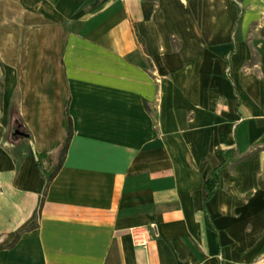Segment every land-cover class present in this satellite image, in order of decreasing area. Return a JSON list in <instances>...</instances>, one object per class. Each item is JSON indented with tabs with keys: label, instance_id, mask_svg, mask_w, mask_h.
Segmentation results:
<instances>
[{
	"label": "crops",
	"instance_id": "crops-1",
	"mask_svg": "<svg viewBox=\"0 0 264 264\" xmlns=\"http://www.w3.org/2000/svg\"><path fill=\"white\" fill-rule=\"evenodd\" d=\"M0 91V264H264V0H0Z\"/></svg>",
	"mask_w": 264,
	"mask_h": 264
},
{
	"label": "trees",
	"instance_id": "trees-1",
	"mask_svg": "<svg viewBox=\"0 0 264 264\" xmlns=\"http://www.w3.org/2000/svg\"><path fill=\"white\" fill-rule=\"evenodd\" d=\"M141 39L144 42V38L141 37ZM1 85H3V82H1ZM2 95H3V92L0 91V97L1 98H2ZM69 103H70V98L67 100L65 108H64L65 113H64L63 123L65 125V132H64V136H63V141L59 145V147L57 148L56 154H55L54 158L52 159L51 165L48 169H44L42 167V158L47 153L43 152V151H40L37 153L38 165L40 166V168H42V172L47 179V185L48 186L51 183V181L54 179V177L62 169V165L64 164V162L66 160V157L68 155L67 152L69 150V147H70L71 142L73 140L72 138H73L74 133H75V124H74L73 116L71 114V110H69ZM146 104H147V101H146ZM19 123L21 124V122L17 120L16 115H14L13 124H19ZM10 139L17 140L18 138L10 136ZM234 152H235V148L225 149L224 150L225 159L220 162L219 166L214 168V170L212 171V173L210 175L205 174L204 178H205V185H206V189H207V194L205 195V198H204V206H205L206 210H208V208L206 206L207 199L216 192V189H218L220 184H221V177L219 174L220 169H221V167L228 164L229 160L233 157ZM44 200H45V196L42 199V202H41L42 205L44 203ZM35 226H36V223L32 222L24 230L31 229ZM21 234H22V231L18 232L16 234V236L14 237V239L12 240V242L9 244L14 245L19 240Z\"/></svg>",
	"mask_w": 264,
	"mask_h": 264
},
{
	"label": "built area",
	"instance_id": "built-area-1",
	"mask_svg": "<svg viewBox=\"0 0 264 264\" xmlns=\"http://www.w3.org/2000/svg\"><path fill=\"white\" fill-rule=\"evenodd\" d=\"M152 226H155V223L151 224ZM151 225L149 226H144V225H135L131 228V235L134 238L135 243L140 244V245H147L151 236L150 230H151Z\"/></svg>",
	"mask_w": 264,
	"mask_h": 264
},
{
	"label": "water",
	"instance_id": "water-1",
	"mask_svg": "<svg viewBox=\"0 0 264 264\" xmlns=\"http://www.w3.org/2000/svg\"><path fill=\"white\" fill-rule=\"evenodd\" d=\"M29 135H30V131L26 127L20 124H16L12 127L13 137L20 138V137H27Z\"/></svg>",
	"mask_w": 264,
	"mask_h": 264
},
{
	"label": "rangeland",
	"instance_id": "rangeland-1",
	"mask_svg": "<svg viewBox=\"0 0 264 264\" xmlns=\"http://www.w3.org/2000/svg\"><path fill=\"white\" fill-rule=\"evenodd\" d=\"M10 136H12V129L10 130ZM19 139V138H18ZM13 140V139H12Z\"/></svg>",
	"mask_w": 264,
	"mask_h": 264
}]
</instances>
